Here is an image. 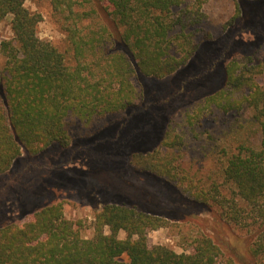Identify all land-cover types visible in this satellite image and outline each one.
Here are the masks:
<instances>
[{"label": "trees", "instance_id": "16d2710c", "mask_svg": "<svg viewBox=\"0 0 264 264\" xmlns=\"http://www.w3.org/2000/svg\"><path fill=\"white\" fill-rule=\"evenodd\" d=\"M25 1L0 0V20L10 16L13 34L0 42L5 57L0 174L23 153L36 156L53 144L68 145V118L92 123L144 100L150 86L138 95L133 77L157 80L186 65L206 21L207 0H84L87 5L49 0L72 50L69 66L63 53L38 36L42 16ZM259 77L264 78V63L231 59L220 84L198 106L200 113L249 110L259 130L258 146L224 148L221 184L206 185L183 166L180 135L167 133L156 147L134 152L130 162L175 184L191 201L216 206L225 222L247 231L250 254L264 264V83ZM165 226L159 215L106 203L96 210L93 236L86 238L56 202L33 211L25 222L0 225V264H240L207 235L193 237L189 253L149 245L147 230Z\"/></svg>", "mask_w": 264, "mask_h": 264}, {"label": "rangeland", "instance_id": "374dc122", "mask_svg": "<svg viewBox=\"0 0 264 264\" xmlns=\"http://www.w3.org/2000/svg\"><path fill=\"white\" fill-rule=\"evenodd\" d=\"M24 5L42 16L38 36L73 65L70 44L50 1L26 0ZM203 11L206 21L195 38L199 47L186 65L157 80L133 77L138 95L150 86L144 100L140 97L130 110L92 123L68 118V145L53 144L36 156L23 153L0 174V225L25 222L33 211L61 202L64 216L88 238L93 236L96 210L106 203L122 204L167 220V226L147 230L149 245L189 253L192 238L207 235L240 264H263L249 252L247 231L225 222L216 206L191 201L175 184L130 162L134 152L156 147L167 133L180 135L183 166L206 185L221 184L224 148L236 152L240 146L259 144L249 110L200 113L198 106L220 84L227 61L264 63V0H207ZM12 37L6 16L0 20V42ZM4 62L0 52V68ZM258 81L264 83V78Z\"/></svg>", "mask_w": 264, "mask_h": 264}]
</instances>
